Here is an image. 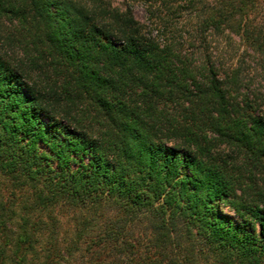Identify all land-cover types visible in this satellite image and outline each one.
Wrapping results in <instances>:
<instances>
[{
	"label": "trees",
	"instance_id": "trees-1",
	"mask_svg": "<svg viewBox=\"0 0 264 264\" xmlns=\"http://www.w3.org/2000/svg\"><path fill=\"white\" fill-rule=\"evenodd\" d=\"M263 76L264 0H0V264H264Z\"/></svg>",
	"mask_w": 264,
	"mask_h": 264
},
{
	"label": "rangeland",
	"instance_id": "rangeland-1",
	"mask_svg": "<svg viewBox=\"0 0 264 264\" xmlns=\"http://www.w3.org/2000/svg\"><path fill=\"white\" fill-rule=\"evenodd\" d=\"M133 14L138 19L144 18V11L141 5L135 4L133 7ZM233 49H231L230 53H235L236 55L240 52L241 48H238L237 42H234L232 44ZM229 47H226V50H228ZM262 82H264V76L260 78ZM14 192L13 198H15V202H18V198L20 197L19 191H17L15 188L10 186L9 178L0 171V199L8 201V197L10 196V193ZM11 196V197H12ZM15 203V204H16ZM17 208V207H16ZM49 213L51 216L55 219V237L59 242L61 243H67L71 241V237L73 235L74 231V225L76 223V219L81 214H86V211L84 209H78L75 206L68 205L67 203H64L62 201L57 202L56 204L49 207ZM113 214L112 210L106 209V214H102L98 219L102 220L105 215L111 216ZM45 215V213H43ZM42 216V215H41ZM45 217V216H44ZM137 228H141V225H139ZM79 249L75 251V262H80L84 259L82 257L84 252V243L82 241H79ZM82 252V255H81ZM85 256V255H84ZM180 257V254H179ZM211 261V258H209L207 261L204 260L202 257L196 256V259H194L192 262H188L187 264H208V262ZM60 264H66V261L61 260Z\"/></svg>",
	"mask_w": 264,
	"mask_h": 264
}]
</instances>
